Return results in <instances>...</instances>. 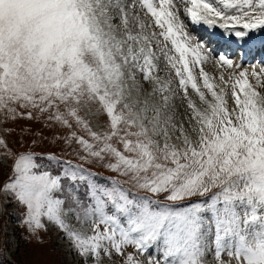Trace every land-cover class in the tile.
Instances as JSON below:
<instances>
[{"label": "snow or ice", "instance_id": "1", "mask_svg": "<svg viewBox=\"0 0 264 264\" xmlns=\"http://www.w3.org/2000/svg\"><path fill=\"white\" fill-rule=\"evenodd\" d=\"M181 13L233 43L264 31V0H0V215L77 264H264V68ZM41 119L82 163L10 147Z\"/></svg>", "mask_w": 264, "mask_h": 264}, {"label": "rangeland", "instance_id": "2", "mask_svg": "<svg viewBox=\"0 0 264 264\" xmlns=\"http://www.w3.org/2000/svg\"><path fill=\"white\" fill-rule=\"evenodd\" d=\"M181 19L184 21L186 25V30H189L188 32L190 33V35H193L197 38L198 33L192 31L193 26L197 27V25L191 24L190 20L183 13H181ZM188 25H190L191 28ZM190 29L192 32H190ZM258 33H260V35H264V31H258ZM202 39L203 38L201 37L200 40ZM207 47L211 49L213 56H218L224 53V51L226 50V48L223 47V51L216 54L215 51L212 50L209 45ZM229 56L232 57L235 61L238 60V51ZM212 62L214 63L213 60H210L205 63L203 65L204 69L206 72L209 73L210 76L218 77L216 75L218 74V70L216 69V71L212 67V71L209 68V64H211ZM263 66L264 63H261L259 65H256L255 63H249L248 61L243 63V68L248 70L249 73H251L253 69H255L256 71H260V68H263ZM249 79L253 85L256 84V80L253 77L249 76ZM200 83L202 84V81H200ZM258 91L264 90L258 89ZM228 105L230 108L233 106V100L230 96L228 100ZM43 124V119H41L40 121L18 120L15 122V124H10L9 126L14 127L16 129L15 133L8 137L10 147H12L16 151H26L30 149L41 155H47L50 152H54L57 154V156H60L62 159H70L73 161V163H82L78 160L74 153L69 154L70 150L66 148L63 142H51L54 135L66 134L67 130L58 126L55 128H45ZM21 129H29L31 134L24 135L21 140ZM32 134H38L36 136L38 143L35 146H32L30 143L33 139ZM42 137H47L48 139L43 140V142H39ZM83 167L97 174V179L100 180L101 183H107V178L115 175L114 173L105 169L99 163L92 165L83 163ZM56 170L58 169L54 167L53 171ZM4 179V175L0 174V182H3ZM19 211L20 210L18 208L8 207L7 212L12 213V215H0V254L10 253L13 261L11 264H77L78 258H74L69 255L66 243L59 238V234L54 229L50 230L47 233H42L44 241L43 243H39L35 239L29 237L25 232L24 228L20 227L18 224ZM10 219L12 220V223L9 222ZM129 251H131V249H129ZM0 260H2L1 255Z\"/></svg>", "mask_w": 264, "mask_h": 264}, {"label": "bare ground", "instance_id": "3", "mask_svg": "<svg viewBox=\"0 0 264 264\" xmlns=\"http://www.w3.org/2000/svg\"><path fill=\"white\" fill-rule=\"evenodd\" d=\"M189 31V30H188ZM192 31H193V29H192ZM191 32V31H190ZM260 32V31H259ZM257 33V32H256ZM256 33H254L255 35H256ZM193 36V35H192ZM243 41H237V44H241ZM251 45V44H250ZM262 50V49H261ZM264 58V57H263ZM212 61V60H211ZM238 62V61H237ZM260 62V61H259ZM213 63V62H212ZM209 64V68L212 70V67L217 71V73L218 74H216L215 72V74L218 76L219 75V73L221 72V71H224V73H225V75H227V72L228 71H230V70H227V69H221V68H218L214 63L213 64ZM212 65V66H211ZM263 68H264V66H263ZM261 69V68H260ZM258 70V69H257ZM213 71V70H212ZM257 72H259V71H257ZM225 258H227V257H225Z\"/></svg>", "mask_w": 264, "mask_h": 264}, {"label": "trees", "instance_id": "4", "mask_svg": "<svg viewBox=\"0 0 264 264\" xmlns=\"http://www.w3.org/2000/svg\"><path fill=\"white\" fill-rule=\"evenodd\" d=\"M0 264H3V262H0Z\"/></svg>", "mask_w": 264, "mask_h": 264}]
</instances>
